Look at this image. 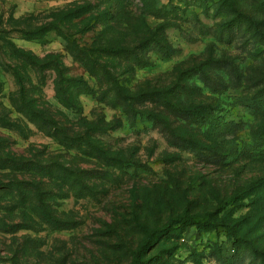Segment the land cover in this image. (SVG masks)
I'll return each instance as SVG.
<instances>
[{
  "label": "rangeland",
  "instance_id": "374dc122",
  "mask_svg": "<svg viewBox=\"0 0 264 264\" xmlns=\"http://www.w3.org/2000/svg\"><path fill=\"white\" fill-rule=\"evenodd\" d=\"M13 69L26 101L68 135L96 129L124 171L19 113ZM67 79L88 90L74 108ZM145 92L141 113L118 101ZM35 150L101 178L80 197L0 163V264H264V0H0V157Z\"/></svg>",
  "mask_w": 264,
  "mask_h": 264
},
{
  "label": "trees",
  "instance_id": "16d2710c",
  "mask_svg": "<svg viewBox=\"0 0 264 264\" xmlns=\"http://www.w3.org/2000/svg\"><path fill=\"white\" fill-rule=\"evenodd\" d=\"M20 58L22 60H28L30 62H33L34 64H37V60L33 55L30 53H25L23 51H18ZM107 53L112 56H116L117 58H129L128 56H125L120 53L119 49H108ZM57 63V62H55ZM48 65H41V68H45ZM101 67V66H100ZM103 68V67H102ZM15 72L16 79L18 80V99H15L13 101V105L17 109L19 113H21L25 118H27L29 121L34 122L38 127L44 131V133L54 138L58 143L62 144L63 146L67 148H77L81 149L80 153L82 156L83 161L88 162V160H94L98 161L101 160V164L103 166H111L114 165L117 167L120 171H124L126 164L125 162H122L118 158L111 155L109 152V149L102 145L101 141L96 139L92 134H89V131L96 132V129L94 128H88L87 135L80 136L79 134L75 135H68L65 132L64 127L58 126L57 119L46 109V108H39L36 107L34 104L37 102L36 98L30 99L29 101H26V95H25V87L22 83L21 76L19 74V71L17 69H13ZM54 70L57 71V66L54 67ZM93 69H89L90 72H92ZM104 70V69H101ZM64 83L67 84V87L65 88V93L67 94V98L61 97L64 96V94H58L57 89V98L59 99V103L64 106L65 108L71 107L75 105V101L73 99L72 92L76 91L78 93L81 92H88L87 87L82 82L81 86L78 81L67 79L63 80ZM81 83V82H80ZM60 92V89H59ZM157 99V97H153L149 94L145 93H138L134 95H125V94H119L118 101L121 99L127 106V108L132 111L133 114L141 113V110L135 109V104L142 105L146 101ZM165 99L164 93H162V96L160 99ZM19 100V101H18ZM34 103V104H32ZM134 104V105H133ZM41 106V105H40ZM163 107L166 109L168 114L170 116H176L178 115V111H176V108L173 106H170L168 104H163ZM191 114V113H190ZM161 120L163 122V128L170 133L173 132V128L171 127V123L167 121L165 118L161 117ZM3 122V119L1 118V123ZM181 139V138H180ZM184 140V139H182ZM6 139H3L1 141V144L4 145L6 143ZM86 157V158H85ZM0 163H1V169H9L14 172H18L20 174H32L37 175L42 178L47 179H56L62 184H66L70 187L71 190L75 192L76 196H89L92 194V189L88 185L89 180L93 179H100L101 177L95 176L94 172L92 170H86L80 167H73L72 165H68L64 161L59 160L58 156H52L50 158H47V160H44L41 152L38 150L29 152L28 155H15L11 152L4 153L3 156L0 157ZM31 192L34 194L35 197H38L40 199V202H45L44 197L50 195L46 190H40L37 185H34V187L31 189ZM40 203V204H41ZM154 231H149V235L152 236Z\"/></svg>",
  "mask_w": 264,
  "mask_h": 264
}]
</instances>
